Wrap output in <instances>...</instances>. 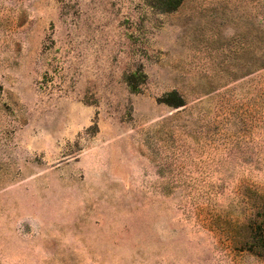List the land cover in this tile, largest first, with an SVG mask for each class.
Instances as JSON below:
<instances>
[{
    "label": "rangeland",
    "instance_id": "374dc122",
    "mask_svg": "<svg viewBox=\"0 0 264 264\" xmlns=\"http://www.w3.org/2000/svg\"><path fill=\"white\" fill-rule=\"evenodd\" d=\"M0 264H264V0H0Z\"/></svg>",
    "mask_w": 264,
    "mask_h": 264
},
{
    "label": "trees",
    "instance_id": "16d2710c",
    "mask_svg": "<svg viewBox=\"0 0 264 264\" xmlns=\"http://www.w3.org/2000/svg\"><path fill=\"white\" fill-rule=\"evenodd\" d=\"M151 6L160 12H172L181 4L183 0H149Z\"/></svg>",
    "mask_w": 264,
    "mask_h": 264
}]
</instances>
